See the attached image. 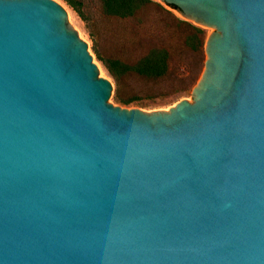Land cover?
<instances>
[{"label":"water","instance_id":"water-1","mask_svg":"<svg viewBox=\"0 0 264 264\" xmlns=\"http://www.w3.org/2000/svg\"><path fill=\"white\" fill-rule=\"evenodd\" d=\"M158 1L209 35L148 114L63 3L0 0V264H264V0Z\"/></svg>","mask_w":264,"mask_h":264},{"label":"rangeland","instance_id":"rangeland-1","mask_svg":"<svg viewBox=\"0 0 264 264\" xmlns=\"http://www.w3.org/2000/svg\"><path fill=\"white\" fill-rule=\"evenodd\" d=\"M58 1L71 13L70 20L67 15L68 22L79 38L88 44L92 57L98 67L103 69L104 78L112 81L114 90L113 79L92 51L93 42L103 57L128 64L135 63L153 47H165L168 50L169 66L165 76L152 79L136 74L127 75L119 87V96L130 100V103L122 104L115 100L116 106L150 114L167 112L182 100L193 102V89L199 84L204 72V46L198 52L186 45V37L191 29L178 23L176 20L179 19L158 0L154 1L172 15L151 10L141 15L142 21L106 16L102 12L100 0H83L87 24L62 0ZM204 33L206 40L209 33Z\"/></svg>","mask_w":264,"mask_h":264},{"label":"trees","instance_id":"trees-1","mask_svg":"<svg viewBox=\"0 0 264 264\" xmlns=\"http://www.w3.org/2000/svg\"><path fill=\"white\" fill-rule=\"evenodd\" d=\"M77 17L87 24V18L84 13L83 0H62ZM102 12L109 17L119 19H137L142 21L141 15L146 11L156 10L157 12L172 15L161 4L154 0H100ZM178 21L181 25H186L191 29L190 34L186 37V45L193 51L200 52L204 46V30L188 24L187 22ZM88 28V26H87ZM91 38L92 35L90 34ZM92 51L95 57L104 66L108 74L114 81V99L122 104H129L130 100H124L119 96V87L124 77L129 74H136L141 77L158 79L168 71L169 52L165 47H153L144 56L133 64L125 63L115 58H105L98 51L93 42Z\"/></svg>","mask_w":264,"mask_h":264},{"label":"bare ground","instance_id":"bare-ground-1","mask_svg":"<svg viewBox=\"0 0 264 264\" xmlns=\"http://www.w3.org/2000/svg\"><path fill=\"white\" fill-rule=\"evenodd\" d=\"M66 9V8H65ZM67 10V9H66ZM67 15H68V18H69V20L71 19V13L67 10ZM99 71H100V75H101V77H106L105 76V73H104V71H103V69L102 68H99Z\"/></svg>","mask_w":264,"mask_h":264}]
</instances>
